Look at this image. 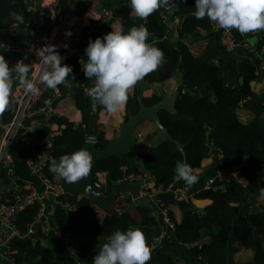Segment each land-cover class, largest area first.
<instances>
[{"label": "trees", "instance_id": "1", "mask_svg": "<svg viewBox=\"0 0 264 264\" xmlns=\"http://www.w3.org/2000/svg\"><path fill=\"white\" fill-rule=\"evenodd\" d=\"M94 1L59 0L55 10L64 15L75 4L73 13L82 17ZM176 1L170 0L168 7L171 9ZM99 3L113 11L114 19L121 21L125 32L132 27H146L149 33L147 43L163 52V60L157 69L137 82L133 97L128 94L125 122L128 120L129 110L138 112L140 99L146 106H154L164 97V94L156 92L146 97L143 96L144 91L141 97L139 85L164 83L177 71L182 75V82L174 101L176 112H159L167 133L158 127L148 132L138 128L135 139L139 144L147 146L148 152L129 153L122 158H104L92 167L93 176L97 172H106L107 183L103 190L107 192L129 174L148 173L153 177V181H150L151 190H164L178 179L175 171L177 163L186 162L195 170L193 174L198 180L202 169L211 160L212 153L222 151L220 167L228 168L233 164H240L241 178L246 187L232 182L223 189H200L195 197L209 199L211 203L205 207L195 206L183 213L181 219H177L175 212L170 210V219L175 225V239L181 245L198 244L199 264H264L262 60L248 56L241 45L235 52H227L230 57L227 74L232 82L228 83L224 69L217 63L221 51L212 33L215 22L210 21L207 16L199 20L195 18V0H180L179 9L170 23L163 17L164 14L167 17L169 11L164 7L142 22L141 18L132 15L130 0H99ZM38 6L40 9H47L48 0H38ZM16 15L22 17V22L16 20ZM28 20L29 16L21 0H0V43L13 49L17 46L28 47L25 32V23ZM173 22L177 23V39L174 42L170 40L174 33L171 29ZM16 23L18 27L12 31L10 27ZM100 23L101 15L89 27H84L80 39L82 49H86L90 38L94 40L112 31H95ZM243 35L248 41L254 34L249 32ZM216 36L218 40L219 33ZM199 43L202 46L200 49L195 47ZM263 48L264 36L257 40V49ZM57 50L61 55L67 53L64 49ZM3 56L7 62L22 58L21 53L14 50L5 51ZM63 63L73 68V73L68 77L71 79L75 74L72 86L62 84L55 89L45 88L36 107L42 105L46 98L53 97L56 92H69L73 95L75 106L81 112L82 118L80 122H75L67 117L55 116L39 128L40 137L54 129L61 132L54 140L53 155L45 168L46 175L52 181L63 179L49 171L50 162L53 159L59 161L63 155L84 149L89 134L97 137L99 149L105 148L109 143L104 132L99 130V114L105 110L98 103L94 108L91 97L85 91V87H93L94 79L78 74L80 64L77 59H65ZM16 85L18 83L14 82L12 86ZM176 142L182 145L181 149H178ZM136 159L141 160L143 165H138ZM17 182L24 184L20 180ZM244 191L248 196L259 199L257 203L252 202L247 215L242 213ZM58 198L76 208V212L60 206L53 210V223L69 242H63L56 253L40 243L26 252L16 249L18 252L15 257L19 264H92L93 257L116 230L140 229L147 247L160 233L159 222L156 221L152 208L137 205L130 196L119 197L117 209L112 214L100 209L84 196L65 193ZM38 207V204L28 205L19 215V224L23 230L26 223L35 220ZM72 240L78 244L77 252L73 250L70 242ZM238 243H242L243 248ZM243 249L253 251L252 261L235 260L236 254ZM170 252L166 248L161 249L155 264H179Z\"/></svg>", "mask_w": 264, "mask_h": 264}, {"label": "built area", "instance_id": "2", "mask_svg": "<svg viewBox=\"0 0 264 264\" xmlns=\"http://www.w3.org/2000/svg\"><path fill=\"white\" fill-rule=\"evenodd\" d=\"M25 11L29 16V20L25 23V32L29 39L28 47L11 48L8 45L0 43L3 48L0 49V55L5 51L14 50L21 53L22 58L28 59V65H31L29 78L37 83L40 88L38 95L26 93L23 87L16 85L12 86L9 94V99L14 105L13 120L10 123H5L0 119V264H19L16 260V248L12 245V241L16 238H28L31 241V246L35 247L40 243L41 238L44 239L51 234L61 235L58 231V226L52 223L53 210L55 207H63L76 212L75 206L67 201L60 200L58 197L66 192L63 190V180L57 179L52 181L45 173V168L52 158L54 150V140L61 133L60 130L54 129L46 134L44 137L39 136V128L43 123L48 122L55 116H59L58 101L70 96L71 93L62 94L56 92L53 97L46 98L42 105L36 107L39 102L45 87L39 83L40 76V61L39 51L42 47L47 45L58 46L59 41L63 38V33L69 23L75 4L71 7L68 13L62 15L51 6L48 0V8L40 9L38 0H21ZM102 23L108 24L114 19L112 10L103 7L101 10ZM18 24L10 27L14 31ZM98 28V26H97ZM96 28V29H97ZM95 29V31H96ZM219 30L218 42L226 52L233 53L240 47V42L236 39L231 30L220 28L214 23V30ZM258 38L264 36V30H256L252 32ZM67 53L62 55L65 59L75 58L80 64L78 74H84L81 59L87 60L85 50L81 48L80 38L72 37L66 48ZM64 59V60H65ZM10 67L15 64L8 63ZM15 75V73H13ZM90 89L85 87L88 94ZM23 130L22 141L27 146L36 148L35 156L28 157L26 160L31 173L38 179L36 183L21 184L16 178V168L12 164L10 156V147L13 134L17 128ZM87 142L97 144V137L94 134L87 136ZM219 158H222V151L217 152ZM193 173L195 170L192 168ZM242 167L240 164H233L228 168L218 167L212 174L205 175L200 182V189L214 190L223 189L230 183H238L239 185L245 184L241 178ZM152 176V175H151ZM148 173H132L127 175L121 182H141L140 196L145 197L146 202L153 206V213L156 221L167 225L170 230L174 232L175 225L170 219L169 207H158L154 202L158 200V192L164 191L171 194L173 203H181L195 196L191 185H186L185 181L179 176L167 189H159L156 191L151 190L152 177ZM94 186L102 191L106 185V172H97L93 176ZM105 192V191H104ZM82 196L83 195H78ZM128 196L122 194L119 197ZM85 197V196H84ZM119 199V198H118ZM118 201V200H117ZM155 205H153V203ZM38 204V211L35 220L25 224L23 230L19 224V215L24 211L28 205ZM49 205H52V212H49ZM117 205V203H116ZM159 211H158V209ZM164 229L160 234L156 235L150 245V252H157L161 247L164 238ZM41 236V237H40ZM63 237V236H62ZM65 240L68 238L63 237ZM193 245V244H188Z\"/></svg>", "mask_w": 264, "mask_h": 264}, {"label": "clouds", "instance_id": "3", "mask_svg": "<svg viewBox=\"0 0 264 264\" xmlns=\"http://www.w3.org/2000/svg\"><path fill=\"white\" fill-rule=\"evenodd\" d=\"M170 0H130L132 12L147 18L161 7L167 8ZM196 19L207 18L225 30L236 29L246 34L264 30V0H195ZM22 22V17L16 15ZM67 36L73 33L68 31ZM148 30L144 26L132 27L125 32L112 26V31L97 37L85 49L87 60H80L82 71L88 79H94V86L88 91L93 107L97 103L108 114H116L126 104L130 87L153 72L163 60V52L147 43ZM68 45H65L67 48ZM3 47L0 46V49ZM56 45H47L39 51V83L45 88L55 89L59 85L72 86L75 81L73 68L64 64ZM31 65L18 61L10 67L0 55V109L8 104V97L14 82L23 87L26 93L38 95L40 88L29 78ZM15 73V75H13ZM93 157L86 149L75 151L50 162L49 171L69 184L77 183L89 174ZM176 175L186 185L197 182V176L186 163H177ZM151 259L143 232L138 228L127 231L116 230L108 238L92 264H147Z\"/></svg>", "mask_w": 264, "mask_h": 264}, {"label": "crops", "instance_id": "4", "mask_svg": "<svg viewBox=\"0 0 264 264\" xmlns=\"http://www.w3.org/2000/svg\"><path fill=\"white\" fill-rule=\"evenodd\" d=\"M58 1L59 0H50L51 6L52 7L56 6ZM87 1H89V0H87ZM102 8L103 7L99 3V0H95L91 5H89V9L84 14V16L79 17V16H77V14L73 13L71 15V17L69 18V23L67 24L66 29L62 35L63 38L58 43V48L66 50L65 45L69 44V41L72 37H76V38L81 39L84 27H86V26L89 27V24H91V23L93 24L94 21H96L100 17ZM167 10H170V7H167ZM132 15L137 17V18H140V17L136 16L133 12H132ZM164 15H163V17L167 18L166 15L165 16ZM141 20H142V22H145L146 20H148V17L147 18H141ZM176 22H178V21L176 20ZM176 22L175 23L173 22L171 24V29L174 33L171 35L170 40L173 42L177 39V35L175 33V30L177 27ZM112 26H114L116 28H122L121 27V21L118 19H113V21H111L110 23H108L106 25H104V24L100 25L99 24L96 31L102 32L105 29L112 30ZM68 31H71L73 33V35L70 37L65 35V33ZM231 31L235 35L237 40L240 42L242 48L245 49L248 56L252 57L255 60L261 59L262 60L261 64L264 66V48L262 50L257 49L258 36L253 35L247 41L244 38V35L239 33L238 30L233 28V29H231ZM219 32L220 31L216 30V29L215 30L213 29V31H212V33L214 35L215 43L217 44L219 50L221 51V56L217 59V63L220 64V66L224 69L225 79H227L228 83H232L230 81V79H228V74H227V72H228L227 66H228V63L230 61V57H229L228 53L223 49V47L219 44V42L217 40L218 36H216V35ZM26 40H28V42H29L27 35H26ZM195 47H197L198 49L202 48L200 43L197 44ZM18 61H23L25 64L28 63V59L25 57L19 58L16 61L15 60H9L8 63L16 64ZM181 82H182V75H181V73H179L177 71L173 74V77L171 79H169L168 81H166L164 83H155V84H151V85H148V84L139 85L141 87V97H142V92L144 91L143 96H146V97L151 96L154 92H156L158 94H161V93L164 94V97L168 94H173V95H175V98H176L177 94L179 93V91L181 89ZM93 86H94V83H93ZM136 89H137V83L129 88V90L127 92V96L129 94L130 96L133 97L136 93ZM258 90H260V89H258ZM263 91H264V86H262V88H261V92H263ZM140 101H143V100L140 99ZM58 109H59V116L67 117L71 121H75V122L81 121L82 115H81V112L79 110H77V108L75 106V101H74L72 94L70 96H66L65 98L58 101ZM13 115H14V105H13L12 101L8 98V104L3 109H0V119L5 123H10L13 120ZM126 115H127L126 104H124L121 107V109L114 115L108 114L106 111L100 112L99 122L101 124H100L99 130L104 132L106 139L111 140L113 138L119 137L120 128H121V125L125 122L124 119H125ZM156 127L157 126L153 121L145 120V121H142L137 126L136 130L138 128H140L144 132H148L149 130L154 131L156 129ZM136 130L134 131V137H135ZM22 133H23V130L18 127L13 134L12 141H11V147H10L11 161H12V164L16 168V178L18 180H20L23 183H36V182H38V179L31 173L30 168L26 163V160L28 157L35 156L36 148L33 146H27L23 143L22 137H21ZM135 141L137 142L136 139H135ZM140 145L145 146L143 144H140ZM145 147H147V146H145ZM135 162L138 165H143V162L139 159H136ZM219 166H220L219 155H218V153L215 154L213 152V154L211 156V160L209 161V163L206 164L205 168L202 169L201 173L199 174V178H198L197 182L191 185L192 190L196 193L200 188L201 179H203V177L205 175L207 176V175L212 174ZM150 176H151V174H150ZM152 179H153V177H152ZM106 183H107V178H106ZM157 190H159V189H157ZM157 197H158V200L154 201L157 204V206L158 207H169L170 210L175 212V216L177 217V219H181V216L183 213L193 209L195 206L205 207L211 203V200H209V199H197L194 196V197H191L190 199H188L186 201H183L181 203L176 204V203H173L171 194L169 192H164V191L158 192ZM246 201L249 202V204H248V206H246V208L243 209L242 213L244 215H247L252 202L257 203L259 201V199H258V197L248 196V194L244 191L243 192V205L246 203ZM154 202H152L153 205H155ZM148 205H149V207L152 208V212H153V206L150 203H148ZM115 209H117V205H115ZM158 211H159V209H158ZM49 212L50 213L52 212V205H49ZM118 212H120V210H118ZM51 221L53 223L52 218H51ZM159 226H160V232L164 229L165 235H164V238L162 240L161 247L158 248L157 252H155V251L150 252L151 259L147 262V264H155L158 261L157 254L163 248H166L167 250L171 251L170 253H172L174 258L176 260H178L179 264H199L200 258L197 257L198 244H193V245H189V246L188 245H181L176 241L175 236H174V232L172 230H170L167 225H163L160 222ZM63 242H69V240H65L62 236L57 235V234H55V235L51 234L48 237L40 240V244H42L43 246H46V247L47 246L50 247V249L55 253L58 251V249L60 248V246ZM70 242L72 243V246L74 248L73 250H75L77 252L79 250V247H78V244L76 243V241L72 240ZM151 242L148 246L149 249H150ZM12 245L14 246V248H16L18 250L21 249L24 252H26L28 249H30L32 247L31 241L28 238H16L12 241ZM146 245H147V242H146ZM238 245L243 248L242 243L241 244L238 243ZM253 258H254V253L252 250H249V249H243L238 254H236V256H235L236 261H243V262L252 261Z\"/></svg>", "mask_w": 264, "mask_h": 264}, {"label": "water", "instance_id": "5", "mask_svg": "<svg viewBox=\"0 0 264 264\" xmlns=\"http://www.w3.org/2000/svg\"><path fill=\"white\" fill-rule=\"evenodd\" d=\"M179 6L180 0H177L175 5L167 12L168 23L172 21L174 13L179 9ZM174 100L175 95L168 94L160 103L154 106H146L143 101H140L138 112L134 113L129 110L128 120L121 125L119 137L109 140L105 148L99 149L96 143L86 142L84 149L88 150L93 157L89 174L77 183L69 184L64 181L63 190L71 195H83L89 198L94 205L109 214L113 213L117 200L122 194L130 196L137 205L149 207L145 197L140 196V181L117 183L109 191L104 192L94 186L92 167L100 160L110 156L122 158L129 153L146 154L148 148L135 141L134 131L142 121L151 120L159 129L167 133V129L161 123L159 112L161 110L171 113L176 112ZM176 145L178 149L182 148L179 142H176Z\"/></svg>", "mask_w": 264, "mask_h": 264}, {"label": "rangeland", "instance_id": "6", "mask_svg": "<svg viewBox=\"0 0 264 264\" xmlns=\"http://www.w3.org/2000/svg\"><path fill=\"white\" fill-rule=\"evenodd\" d=\"M248 204H249V202L246 201V203L243 205V209L246 208V206H248Z\"/></svg>", "mask_w": 264, "mask_h": 264}]
</instances>
